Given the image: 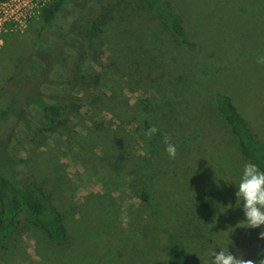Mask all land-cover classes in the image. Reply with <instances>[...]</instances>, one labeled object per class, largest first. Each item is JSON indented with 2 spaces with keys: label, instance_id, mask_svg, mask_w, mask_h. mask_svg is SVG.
Segmentation results:
<instances>
[{
  "label": "rangeland",
  "instance_id": "1",
  "mask_svg": "<svg viewBox=\"0 0 264 264\" xmlns=\"http://www.w3.org/2000/svg\"><path fill=\"white\" fill-rule=\"evenodd\" d=\"M51 1L0 6V170L33 173L55 196L71 241L52 245L39 227L24 224L0 252V264H264V176L214 102L218 93L230 97L264 141V0H171L197 44L193 53L142 0H108L88 43L84 23L93 0L80 5L52 34L77 32L85 42L68 114L38 135L29 167L14 166L13 153L26 156L14 145H23L26 124L39 116L37 90L46 74L35 82L25 79L28 65L19 74L17 66L41 47L47 78L51 64L58 68L59 43L37 42L40 8ZM42 89L51 100V90ZM125 103L145 106L141 119L156 132L163 176L154 187L107 167L110 126L116 138L133 136L134 154L154 161L138 115L121 111ZM207 198L218 205L213 224L195 213Z\"/></svg>",
  "mask_w": 264,
  "mask_h": 264
},
{
  "label": "trees",
  "instance_id": "2",
  "mask_svg": "<svg viewBox=\"0 0 264 264\" xmlns=\"http://www.w3.org/2000/svg\"><path fill=\"white\" fill-rule=\"evenodd\" d=\"M7 1L9 0H0V3ZM90 1L92 0H52L40 9L39 16L42 28L37 42L50 40L51 45L55 46L59 43L57 50L61 51V54L54 61L56 67H58L55 68V71L51 64V79L47 78L48 74L45 71L49 60L43 50H41V47H34L33 52L28 55L25 62L19 63L17 66L16 73L19 74L21 68L28 65L30 70L27 72L28 78L25 79L35 78V82H38L40 76L46 74L42 82L39 83L40 89L37 90L39 91V94H37L39 97L37 105L39 116L26 124V130L29 132L28 136L23 139V145L21 139L16 141V143L14 142L15 149L23 151L26 156L15 159V154L13 153L12 163L15 164L14 166L24 165L29 167L33 160L31 155L33 154L38 135L52 130L68 114L71 106L69 96L80 72L83 57L81 47L85 45V42L81 43L78 41L77 32L75 34L67 32L66 35H60L57 38H53L52 34L61 25L58 20L61 21L74 15L79 10L80 5L85 7L84 4L89 5ZM142 1L149 10L163 21L188 52L193 53L196 51L197 44L181 15L175 10L171 0ZM107 2L108 0H93L89 7L93 8V11L89 12L90 17L84 23V35L88 43V38L94 37V34L98 31L99 22L102 20V12L108 9V6H105ZM36 62L38 68L34 67ZM17 76L19 75L9 78L8 83H15ZM42 86H47L51 90V94H48L51 100L44 97L45 92ZM214 102L217 111L237 139L242 154L252 161L264 176V141L252 130L230 97L218 93L214 95ZM144 108L145 106L140 103H137L134 107H130L125 103L121 111L124 112L130 109L131 114L138 115L136 121L138 128L142 131L140 134L141 141L145 149L151 152V158L154 161L149 163L148 159L146 161L142 156L134 154L133 145L135 142L133 136L122 134L119 138H116L112 135L115 127L110 126L105 130L106 152L109 155L107 167L114 174H122L127 177L133 175L139 185L143 184L148 178V182L154 187L155 181L161 180L163 175L158 168L157 158L153 150L155 145L153 138L156 132L141 119L144 117ZM139 116L140 119L138 118ZM143 162L144 168L140 171ZM2 169L0 170V252L8 249L19 227L24 224L39 227L52 245H68L71 241V236L63 223L62 214L55 196L46 193L38 185L33 173L24 176H19L16 172L13 175H6ZM141 194L142 200L147 201V195L144 192ZM217 209L216 201L212 198H207L197 204L195 213L201 220L208 224H213L216 219ZM171 264H186V262L174 260ZM260 264L263 263L261 262Z\"/></svg>",
  "mask_w": 264,
  "mask_h": 264
},
{
  "label": "built area",
  "instance_id": "3",
  "mask_svg": "<svg viewBox=\"0 0 264 264\" xmlns=\"http://www.w3.org/2000/svg\"><path fill=\"white\" fill-rule=\"evenodd\" d=\"M36 1H41V2H43L44 0H36ZM7 2H8V1H7ZM7 2H5V3H0V6L5 5ZM43 6H45L44 3H43ZM43 6H42V7H43ZM42 7H41V8H42ZM41 8H40V9H41Z\"/></svg>",
  "mask_w": 264,
  "mask_h": 264
}]
</instances>
